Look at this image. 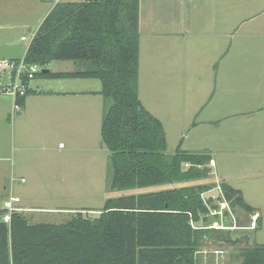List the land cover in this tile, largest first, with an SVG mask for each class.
<instances>
[{
	"label": "trees",
	"instance_id": "16d2710c",
	"mask_svg": "<svg viewBox=\"0 0 264 264\" xmlns=\"http://www.w3.org/2000/svg\"><path fill=\"white\" fill-rule=\"evenodd\" d=\"M139 0H85L53 6L27 47V63L41 67L35 78L94 79L108 100L100 135L109 152V190H147L107 199L96 216L74 213L62 224H30L22 212L3 217L0 264H200L206 237L235 245L208 221L219 212L203 194L212 158L179 146L171 154L161 122L138 97ZM72 62L73 72H53L52 62ZM24 97H18L22 104ZM160 187V190H148ZM218 201L252 214L240 190L224 182ZM217 216V214H215ZM260 218L256 221L257 231ZM239 264H264V245L240 250Z\"/></svg>",
	"mask_w": 264,
	"mask_h": 264
},
{
	"label": "crops",
	"instance_id": "0c3cea01",
	"mask_svg": "<svg viewBox=\"0 0 264 264\" xmlns=\"http://www.w3.org/2000/svg\"><path fill=\"white\" fill-rule=\"evenodd\" d=\"M41 1L44 0H0V32L5 29L21 42L28 38L22 50L11 52L1 60L25 55L37 30L30 34L32 24L38 26L48 14L42 9ZM226 2L139 0L138 97L142 103L141 94L146 97L153 90V103L148 101L149 108L142 105L161 122L167 147L179 146L184 151L209 154L212 171L218 158H224L226 163L230 162L227 159L236 158L239 165L249 164V171L257 172L251 179H255V189L260 190L259 186L264 185V0H251L250 6L239 10L236 4ZM238 12L256 14L250 24L254 30H239L244 19H250L243 16L238 19ZM255 20L261 24H254ZM242 45L243 54L238 51ZM62 67L63 70L53 72L75 70ZM1 75L8 76V80L0 88L11 82L8 72ZM150 78L155 81L153 86ZM95 81L98 80L35 78L30 81L23 103H17L19 109L14 111L19 135H26L21 137V145L31 141L44 145L41 147L44 150L56 138L65 140L70 148L76 147L78 141L86 152L93 145L104 147L100 129L108 100L97 94L101 85ZM9 97L13 111L14 101ZM1 112L4 105L0 104ZM60 144L56 158L43 156L54 171L33 173L46 172L49 178L65 179L61 174H66L65 160L71 151L65 145L59 147ZM3 160L6 158L0 157ZM32 161L36 166L42 165L37 156ZM224 177L227 176L220 174L219 178L224 181ZM21 179L12 176L9 182L0 179V206L13 197L18 198L14 203L17 211H28L21 207V197L13 195L14 183L23 184ZM60 186L64 185H57ZM238 190L245 199L243 187L238 186ZM248 196L251 199L248 205L260 218V227L254 233L262 234L264 199L261 194L258 198ZM258 244L264 245V239Z\"/></svg>",
	"mask_w": 264,
	"mask_h": 264
},
{
	"label": "rangeland",
	"instance_id": "374dc122",
	"mask_svg": "<svg viewBox=\"0 0 264 264\" xmlns=\"http://www.w3.org/2000/svg\"><path fill=\"white\" fill-rule=\"evenodd\" d=\"M76 1L82 2L85 0ZM226 1L236 4L238 10L251 5V0H247L246 2L245 0ZM41 2L44 4L42 9H45L44 12L48 13L50 11V3L45 0ZM254 15L256 14L238 12V19L242 16L249 17L250 19H244V23L240 25L239 30L246 32L254 30L250 25ZM253 23L261 24L257 20ZM32 26L30 34L39 25L37 26V24L33 23ZM18 38L6 32L5 29L0 32V60L6 59L7 54H11V52L14 53L23 49L27 44L28 38L26 42H21ZM246 39L250 42V37ZM188 40L191 43V38ZM208 40L206 39V42ZM238 51L243 54V45ZM73 64L72 62H52L49 67L47 66V69L51 71H58L57 69L63 70V65L70 67V69H78ZM0 74H3V72H0ZM7 80L8 76L1 75L0 86L5 83L4 81L7 82ZM149 81L152 84L151 86L155 84V81L152 82L151 78ZM95 82L99 84L98 81ZM153 98L152 89H150L149 93H146V97L141 94L142 103L148 108V101L150 100L153 103ZM10 99L9 96L0 95V100H2L0 104L4 105V112L0 113L3 117L0 118V157L6 158V160L0 161V179L1 181L8 180V182L11 176L17 179H24L23 184L14 183L13 195L21 197V207L23 206L25 209H28L23 214L30 224H62L70 220L72 215L77 212L87 214L88 216H96L107 199L147 191L138 189L115 192L109 190L112 171L108 162L109 152L105 147L101 148L93 145L91 150L89 149V152H86L85 146H81L78 141L76 142V147L70 148L65 140L56 138L49 145L45 146L44 150L41 148L44 145L34 144L31 141L26 142L25 146L24 144L21 145L23 142L21 137L26 135H19L18 124L15 118L17 112H14L15 110L12 111V108H10ZM59 143H62V145L66 146L67 150L71 151L70 155H68L69 157L65 160L67 164L66 174H61V178L65 176V179L58 181L57 179L49 178V174L46 172L43 174L40 171L33 173L34 170L54 171L47 166L43 156L46 154L57 155L56 150ZM175 149V146H169L166 152L171 154ZM34 156L40 158L42 165L36 166L33 164L32 157ZM91 156L92 161H90ZM227 160H230V162L226 163L224 158L215 160L217 166H214L210 179L205 181V183L211 186L215 185V187L209 192L204 193L203 198L208 199L209 197L214 200V204L219 206V212L215 213L212 211L209 215L208 221L212 224L211 227L223 229V236H230L232 239L238 240V243L235 245L227 244L216 239V234H211L210 237L204 239L200 247L198 255L200 264H239L241 260L240 250L246 247H253V245L258 244L261 238L264 239V231L262 234H257L253 232L254 229H249L251 217H258L256 212L249 214L238 208L232 210L226 202L217 200V197L220 195L219 185L223 182L237 190L238 186L243 187L245 192L244 200L247 204L251 202L248 195L258 198L261 194V197L264 199V185L259 186L260 190L255 189V179H251L257 172L249 171V164L239 165L236 158H229ZM211 163L210 166H213ZM220 174L227 176L224 177V181L220 180ZM60 184L64 186L57 187ZM253 186L254 188H252ZM148 190L157 191L160 190V187Z\"/></svg>",
	"mask_w": 264,
	"mask_h": 264
},
{
	"label": "built area",
	"instance_id": "2783aa9c",
	"mask_svg": "<svg viewBox=\"0 0 264 264\" xmlns=\"http://www.w3.org/2000/svg\"><path fill=\"white\" fill-rule=\"evenodd\" d=\"M51 3V6H55L61 3L63 0H47ZM41 67L36 63H27L24 56L20 59L12 60H0V72H8L11 76V82L4 87L0 88V95H9L13 98L14 110L19 109L17 104L18 97H24L27 94L28 83L35 79V76L40 72ZM63 145L60 144L59 147ZM23 182V179L20 180ZM18 202V198L10 197L8 200L3 202L2 208L7 210V214L3 217L5 222L9 220V214L17 210L14 203ZM257 216L251 217V224L249 229L253 230L256 228Z\"/></svg>",
	"mask_w": 264,
	"mask_h": 264
}]
</instances>
